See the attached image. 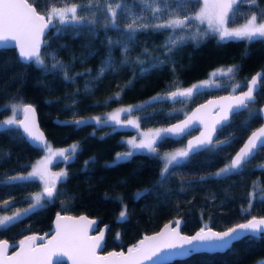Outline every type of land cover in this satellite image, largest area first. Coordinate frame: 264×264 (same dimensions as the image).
I'll list each match as a JSON object with an SVG mask.
<instances>
[{
  "label": "trees",
  "instance_id": "trees-1",
  "mask_svg": "<svg viewBox=\"0 0 264 264\" xmlns=\"http://www.w3.org/2000/svg\"><path fill=\"white\" fill-rule=\"evenodd\" d=\"M71 2L85 3L86 0ZM129 2L132 12L121 15V29L131 22L134 15L141 14L139 4L135 0ZM190 2L195 3V0ZM63 3L64 0H38L36 6L38 11L44 12L53 4L61 6ZM237 7L238 11L229 24L244 19L248 13L259 15L264 10V0H256L255 4L243 0ZM90 10L82 7L78 14L86 15ZM97 15L100 18V26L97 27L99 38L94 39L89 34L91 25L88 24L60 25L57 21L47 32L46 38H51L57 27L63 29L62 33H58L60 38L52 40L51 47L46 51L54 52L56 59L69 66L68 75L74 77L72 80L64 79V71L45 72L38 66L19 63L14 49L0 52V105H10L17 99L22 103L30 102L48 142L55 146L79 144V152L74 160L67 164L60 160L53 162L54 166L63 164L68 173L66 182L59 184L63 193L46 210L30 215L7 231L0 232V238L15 244L26 233H48L50 220L57 212H85L97 217V225L107 224L103 245V250H106L125 248L133 244L141 233L157 229L163 221L172 217H181V231L191 232L202 226L222 229L249 216L263 214L264 167L261 162L264 150H260L236 173L225 177L213 175L215 170L228 163L230 155L245 135L258 125L259 117L253 119L247 128L241 126V122L248 117L247 111L231 115L230 124L216 134L219 140L234 137L229 145L222 146L214 154L201 152L192 156L190 162H181L163 184L158 183L163 167L160 157L139 152L130 160L111 166L115 153L127 148L121 137L129 135L132 129L97 126L87 120L80 126H68L62 122L99 114L123 104H144L158 94L174 91L177 86L186 88L194 80L206 77L215 67L239 66L231 80L219 77L216 78V86L202 88L190 99L186 108L188 110L207 96L233 91L232 85L245 83L255 70L264 72V40L251 43L246 40L220 42L215 36L209 35L200 42L187 40L178 49H173L170 55L162 47L170 30L156 32L144 29L137 33L136 41L129 44L126 53L128 62L122 64L125 53L121 47H113L111 56L117 70H108L100 76L102 62L108 55V45L102 27L104 13L98 12ZM141 22L155 24L159 21L149 19ZM192 23L195 25V22ZM198 29L203 31L205 27L198 25ZM194 30L195 26L186 31ZM107 35L113 40L120 39V33L115 30H109ZM86 44L91 45V49L83 47ZM61 45L67 47L61 48ZM93 49L96 54L82 63L80 57ZM144 49H147V53ZM44 58L50 67L52 57ZM137 60L144 61V67L157 61H163L164 64L141 75L142 65ZM76 73L85 74L76 77ZM116 93H120L119 99L110 100ZM262 100L264 81L255 94V102L250 103L249 108L257 109ZM183 104L179 99L161 100L146 105L143 111L133 110L130 114L140 118V127H164L187 111L181 112ZM9 112L10 107L7 110L0 109V119ZM193 131L191 129L188 134ZM186 135L177 139L169 137L158 145V151L161 153L183 142ZM40 152L27 142L16 126H10L8 131L0 128V215L31 202L30 199L25 202V198L31 197L39 189V181L9 182L8 178L26 172L31 160ZM201 177L205 179L201 181ZM144 189L150 191L136 199V193ZM249 193L253 194L251 208L248 206ZM5 200L14 203L4 208L2 202ZM125 209L126 218L118 220L119 213ZM262 261L264 234L257 238H245L223 251L194 252L162 264H260ZM54 264H58V261ZM59 264L65 263L59 261Z\"/></svg>",
  "mask_w": 264,
  "mask_h": 264
},
{
  "label": "snow or ice",
  "instance_id": "snow-or-ice-1",
  "mask_svg": "<svg viewBox=\"0 0 264 264\" xmlns=\"http://www.w3.org/2000/svg\"><path fill=\"white\" fill-rule=\"evenodd\" d=\"M243 0H135L140 6V15H134L131 22L121 29L119 20L121 15L131 14L132 5L129 0H86L85 3H73L71 0H64L63 6L53 4L46 11L37 9L38 0H0V52L8 51L10 48L17 51V61L25 66H38L48 71H64V79L72 80L74 77L68 75L69 66L63 61L56 59L54 52H47L51 47L52 40L59 39L58 33L63 29L57 27L51 38H46L47 32L58 23L65 25L88 24L89 34L94 38H99L97 27L100 26V18L97 13H104L103 25L105 40L108 45V55L102 62L100 76L106 71L115 72L114 61L111 56L113 47H121L125 53L122 64L128 62L126 53L129 51V44L136 41L137 33L144 29H153L156 32L170 30L166 38L164 47L168 53L173 54V49H178L187 40L200 42L207 36L212 35L220 42L224 41H248L256 42L264 40V10L259 15L253 13L246 19L240 27H228L232 16L238 11V5ZM255 4L256 0H250ZM199 5L197 8L196 5ZM91 9L86 15H80L81 8ZM122 10V11H121ZM148 15H144V14ZM156 19L158 23L141 22L143 20ZM195 22V25L192 23ZM203 31H199L198 25H205ZM196 27L194 31L190 30ZM109 30L120 33V39L113 40L107 35ZM78 35V33H77ZM61 48L67 47L61 45ZM86 49H91V45H83ZM147 53V49H144ZM96 54L95 50H90L87 55L80 57L81 62H86ZM45 56L52 57L51 66L46 63ZM73 59H76L73 57ZM141 66L140 74L156 69L164 64L157 61L144 67V61L137 60ZM238 65L229 66L214 70L210 76L213 81L219 77L233 78V73L238 70ZM85 73H76L75 76ZM264 81V72H258L250 80L234 84L233 92L228 96L219 97L217 101H208L207 104L200 105L185 119L169 127L150 129L147 132H140L137 137L125 141L129 146L125 152L117 153L111 166H116L120 162L130 160L135 154L144 152L160 157L163 167L160 172L158 183L163 184L171 175L175 167L181 162H190V158L201 152L215 153L224 145H229L234 137L219 140L217 133L231 122V115L241 111H247L248 117L241 122L243 128H247L251 121L257 117L264 116V108L250 109L249 104L255 102V94L261 88ZM208 81H201L188 88L177 86L174 91L164 95L158 94L150 101L140 105H129L107 114L104 118L100 116L90 117L97 126L111 125L114 127L132 126L139 129V119L121 120V113L130 114L133 110L143 111V108L161 100L179 99L183 103L193 98L202 88L208 87ZM246 86V91H241L238 95L235 92ZM120 93H116L110 100H118ZM209 106L217 108L215 115L209 113ZM12 110V116L0 121V128L4 131L10 130V126L23 129L22 136L34 148L44 151L45 156L32 165V170L27 175H17L8 178L9 182H33L42 183V191L25 198L31 200L27 208H18L11 215L0 216V232L7 231L22 219L46 210L49 204L63 193L59 184L68 179L67 170L53 173L49 170L55 160L68 163L75 159L79 152V144L74 143L67 148L53 150L44 134L39 131L35 122V108L31 104L19 102L18 99L10 105H0V109ZM20 111L24 114L23 120L15 119L16 113ZM178 111V110H173ZM68 126L84 125V118L62 122ZM196 124L202 125L199 136L188 140L186 146L170 153L161 154L158 145L169 137H182L189 133ZM260 150H264V125L251 132L242 147L232 157L231 161L213 175L225 177L238 172L244 165L253 158ZM7 155V154H6ZM88 163L87 161L85 162ZM205 177H201L203 181ZM150 190L144 189L136 193V199L142 198ZM253 194L249 193V208L252 207ZM13 201L5 200L3 207L7 208ZM247 212L248 209H242ZM126 218V209L119 213L118 220ZM173 222L166 223L159 232L153 235H145L127 253L109 252L107 255H98L97 250L102 247L105 232L101 230L98 235L90 236L89 231L94 230L95 220L86 216L72 217L56 214L54 234L45 236L26 235L19 241L18 251L8 255L10 246L7 240L0 241V264H52L53 257L57 258L58 264L61 257H67L71 264H143L144 261H153V264H162L174 256H185L189 252L201 248L208 249H228L234 243L245 238H257L264 234V216H251L245 222L237 223L224 231H213L211 228H200L194 235H182L179 225L181 221L176 220V227H170ZM50 236V238H48ZM119 236V234H117ZM38 241H40L38 243ZM264 264V261L260 262Z\"/></svg>",
  "mask_w": 264,
  "mask_h": 264
},
{
  "label": "water",
  "instance_id": "water-1",
  "mask_svg": "<svg viewBox=\"0 0 264 264\" xmlns=\"http://www.w3.org/2000/svg\"><path fill=\"white\" fill-rule=\"evenodd\" d=\"M14 51H15V53H16V55H17V51H16V50H14ZM258 72H261V70H260V69L255 70L253 73H251V74L249 75V77L246 79V81H247V80H250V79L252 78V76L255 75V74L258 73ZM246 81H245V85H246ZM246 90H247V88H246V86H244L243 88L237 90V91L235 92V94L238 95L241 91H246ZM232 92H233V91H225V92H222V93H218V94H214V95L207 96L206 98H204V99L198 101L197 103L193 104V105H192V106H191V107H190V108H189V109H188V110H187L182 116H180L179 118H177V119H175V120H173V121H171V122H169V123H166V124L164 125V127H169V126H171L172 124H176V123H178L179 121L184 120L185 117H186V115H190V114H191L195 109H197L200 105L207 104V102L210 101V100H211V101H217V100L219 99V97L228 96V95L231 94ZM23 103L31 104L30 102H23ZM31 105H32V104H31ZM32 106H33V105H32ZM33 107H34V106H33ZM261 108H264V100H262V101L260 102V104L258 105V107H257V109H261ZM208 111H209V113H210L211 115H215L216 112L218 111V109H217V108H213L212 106H209V110H208ZM259 118H260V121H259L258 125H256L254 128H252V129H251V130L245 135V137L242 139V141L240 142V144L236 147V149H235V150L233 151V153L230 155L229 160H228V163L231 161L232 157L236 154V152L242 147L243 143L247 140L248 136L251 135V132L254 131L255 129L259 128L261 125H264V116H260ZM23 119H24V114H23L22 112H20V113H19V116H18V118H17V120H23ZM35 122H36V125H37L39 131L42 132V133L44 134V137L46 138V135H45L43 129L40 127V125H39V123H38L36 110H35ZM191 129H194V131H193L192 133H190V134H188V135H186V136L184 137V139H183V146H186L188 140L192 139L193 137L199 136V134H200V132H201V130H202V125L196 124V125H195L193 128H191ZM191 129H190V130H191ZM19 130H20L21 133H23V129H19ZM170 138H172V139H177V138H179V137H170ZM261 166L264 167V159H263V161L261 162ZM57 213H58V212H57ZM57 213H55V214L52 216L51 220H50V231H49L48 233H46V232H41V233H39V232H29V233H26V234L22 235L21 238H20L15 244L9 242V241H8L7 239H5V238H0V241L7 240V241L9 242V245H15V246H10V247H9L7 254H8V255H11L12 252L18 251V250H19V249H18L19 241H20L21 239H23V237L26 236V235H33V234H35V235H37V236H45L46 234H49V233L54 234L55 219H56V214H57ZM59 213H60L62 216H72V217H79V216L83 215V216L88 217V218L91 219V220H95V221H96V224H95V226H94V230H90V231H89V235H90V236L98 235V234L100 233L101 230H104V232L106 231L107 224H106V223H102V224H100V225H97V217H96V216L88 215V214H86L85 212H78V213L59 212ZM252 216H264V213L261 214V215H252ZM250 218H251V216H249V217H247V218H245V219H243V220H239V221H237V222H235V223H233V224H231V225H229V226H227V227H225V228H222V229H216V228H213L212 226H202V227H205V228H211L213 231H224V230H226L227 228L232 227V226H234V225L237 224V223L245 222L247 219H250ZM176 220L181 221L178 230L180 231V233H181L182 235H194L197 231L200 230V228H202V227H198V228L194 229V230L191 231V232H184V231H181L180 227H181V225H182V223H183V219H182L181 217H172V218H169V219L163 221V222L158 226L157 229H155V230H153V231H150V232H144V233H141V234L138 236V238L135 240V242H134L133 244L128 245V246H126L125 248H109V249L103 250V245H104V240H103V242H102V247L99 248V249L97 250V253H98V255H102V256H103V255H107V253H109V252H124V253H127L128 248H130V247H132L134 244H136V243H137L139 240H141L145 235H153V234L159 232L161 229H163V227H164V225H165L166 223H169L170 221H172L173 223L170 225V227H176V224H175V221H176ZM104 237H105V235H104ZM48 238H50V236H49ZM39 242H40V241H38V243H39ZM223 250H224V249H208V248H201V249H198V250H196V251L189 252V253H188L187 255H185V256H174V257H171V258L168 259V260L162 261V263H165V262H168V261H171V260H174V259H181V258H184V257H186V256H188V255H190L191 253H194V252H199V251L215 252V251H223ZM60 261H63L65 264H71V261L68 260L67 257H61V258H60ZM55 262H57V258L54 256V257H53V260H52V264H54ZM143 264H153V261H144Z\"/></svg>",
  "mask_w": 264,
  "mask_h": 264
},
{
  "label": "rangeland",
  "instance_id": "rangeland-1",
  "mask_svg": "<svg viewBox=\"0 0 264 264\" xmlns=\"http://www.w3.org/2000/svg\"><path fill=\"white\" fill-rule=\"evenodd\" d=\"M61 6H63V5H61ZM198 7H199V5L197 6V8H198ZM251 14H253V13H248V14L244 17V19H242V20H240V21H238V22H234V23H232V24H229L228 27H230V28H233V27H240L241 25H243V24L245 23L246 19H247L248 16H250ZM204 27H205V28L207 27L206 24L204 25ZM227 67H229V66H218V67L213 68L212 70H210L209 74H208L206 77L201 78V79L194 80L193 82L189 83V84L186 86V88L190 87V86L193 85V84L199 83V82H201V81H208V82H209V86H216L217 83H218V81H217V79H215V80L213 81V79L211 78L210 74H211L214 70H216V69L227 68ZM189 101H190V100H188L187 103H184V104H183L184 106H182V107L180 108L182 113H184V112L187 110L186 108H187V104L189 103ZM129 105H133V104H123V105H120V106H115V107H112V108H110V109H107V110H105V111H103V112H101V113H99V114H92V115H88V116H83V117H79V118H77V119L84 118V119L87 120V121H91V120L88 119V118H90V117H96V116H100L101 118H104L107 114L113 113L115 110L120 109V108L127 107V106H129ZM252 107H253V106H251V108H252ZM19 113H20V111H18V112L16 113L15 119L18 118ZM10 116H12V110H11V108H10V112H9L6 116H4L3 118H1L0 121H3V120L8 119ZM120 118H121V120H124V121H127V120H137V118H136L135 115L128 114V113H121V117H120ZM93 123H94V122H93ZM111 127H113V126H111ZM161 127H163V126H147V127H140V126H139V129H136V128H133L132 126H123L122 128H130V129H132V131H131V133H130L129 135H125V136L121 137V139L124 140V141H127V140L131 139L132 137H137V136L139 135L140 132H147V131L150 130V129L154 130V129H156V128H161ZM48 143L51 144L50 142H48ZM72 144H73V143H69V144L58 145V146H55V145H52V144H51V146H52L53 150L55 151L56 149L67 148V147H69V146L72 145ZM126 145H127V144H126ZM128 147H129V146L127 145V148H126V149L116 152L115 155H114V159H115L117 153H121V152H125V151H127V150H128ZM182 147H184V146H183V142H181V143H179V144H177V145H175V146H173V147H171V148H168V149L163 150V151L161 152V154H163V153L174 152L175 150H177V149H179V148H182ZM44 156H45V152H44V151H41L40 154H39L37 157H35V158H33V159L31 160V162H30V166H29V169H28L26 172L18 173V174H16L15 176H17V175H27V173L30 172V171L32 170V165L35 164L38 160H41ZM55 161H56V160L54 159V162H55ZM227 164H228V163H227ZM225 165H226V164L222 165L219 169L223 168ZM219 169L215 170V172H217ZM49 170H50L51 172H53V173H59V172H61L62 170H65V167H64L63 164H62V165H59V166H54V164L52 163L51 165H49ZM9 177H10V176H9ZM39 184H40L39 189H38L37 191L33 192V193L31 194V196H32L33 194H35V193H38V192L42 191V187H43V185H42L41 182H39ZM30 203H31V202H30ZM28 205H29V204H28ZM28 205H26L25 207H22V208H27ZM22 208H20V209H22ZM15 211H16V210H15ZM13 212H14V211H13ZM11 214H12V212H10V213H6V214H2V215H0V216H3V215H11Z\"/></svg>",
  "mask_w": 264,
  "mask_h": 264
}]
</instances>
